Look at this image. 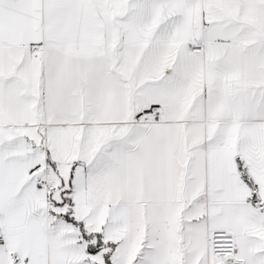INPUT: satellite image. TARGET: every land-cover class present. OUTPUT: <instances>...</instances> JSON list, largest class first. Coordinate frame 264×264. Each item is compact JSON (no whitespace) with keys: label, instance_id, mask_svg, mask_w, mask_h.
I'll return each instance as SVG.
<instances>
[{"label":"snow or ice","instance_id":"snow-or-ice-1","mask_svg":"<svg viewBox=\"0 0 264 264\" xmlns=\"http://www.w3.org/2000/svg\"><path fill=\"white\" fill-rule=\"evenodd\" d=\"M0 264H264V0H0Z\"/></svg>","mask_w":264,"mask_h":264}]
</instances>
